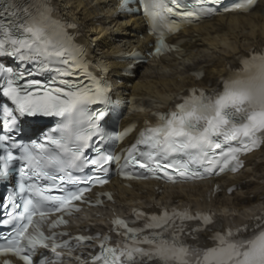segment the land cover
I'll use <instances>...</instances> for the list:
<instances>
[{
  "label": "snow or ice",
  "instance_id": "6c2138e0",
  "mask_svg": "<svg viewBox=\"0 0 264 264\" xmlns=\"http://www.w3.org/2000/svg\"><path fill=\"white\" fill-rule=\"evenodd\" d=\"M220 3L121 0L119 7L129 12L134 10L129 5L142 7L157 36L154 54L159 56L176 50L165 43L166 35L179 31L182 23L213 15ZM256 6L257 0H243L236 10ZM14 7L10 3L0 13V182L12 185L0 204V264H15L13 258L21 264H60L59 249L71 257L77 247L100 239L97 234L61 240L70 233L55 229L67 224L65 215L79 210L75 202L91 203L85 193L108 182L112 165L126 179L174 184L237 172L241 155L264 146V52L242 59L240 70L223 80L222 90L193 88L167 112H154L155 122L145 121L135 142L118 155L115 145L131 128L109 130L107 118L118 126L121 113L113 106L112 86L89 71L86 51L69 33L76 25L58 18L50 0H29L11 11ZM9 13L15 19L5 21L3 14ZM46 118H56L55 127L39 129L25 142L28 126ZM86 169L95 174L79 175ZM13 177H18L14 184ZM133 212V218L112 221L117 240L103 236L95 254L75 256L78 264H264V212L227 228L212 212ZM139 220L142 227L130 226Z\"/></svg>",
  "mask_w": 264,
  "mask_h": 264
},
{
  "label": "bare ground",
  "instance_id": "6f19581e",
  "mask_svg": "<svg viewBox=\"0 0 264 264\" xmlns=\"http://www.w3.org/2000/svg\"><path fill=\"white\" fill-rule=\"evenodd\" d=\"M51 1L65 20L76 25L81 41L95 61L107 67L116 93L126 96L127 92L143 97L145 111L132 116V119L139 121L145 119L149 111L168 105L189 85L214 89L236 68L243 54L264 47V18L259 14L217 18L180 36L185 41L184 51L180 54L182 58L170 59L161 68L149 64L136 67L134 79L120 83L119 75L124 65L112 57L144 48L148 39L140 37L145 30L141 17L119 16L115 10V0ZM260 8L264 9V0ZM192 71H204L203 82H194L189 76ZM245 160L246 166L241 173L219 181L222 187L235 185L240 190L230 196L220 194L211 203L216 210H223V214L232 211L242 219L247 218L251 210L264 207V147ZM206 186L197 184L175 188L165 192L158 200L195 205L200 202ZM135 187L132 192L121 193V208L133 205L136 200L153 204L151 185L139 184Z\"/></svg>",
  "mask_w": 264,
  "mask_h": 264
}]
</instances>
